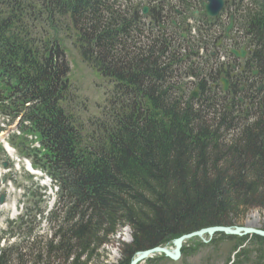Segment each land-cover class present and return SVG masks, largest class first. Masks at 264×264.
Instances as JSON below:
<instances>
[{
  "label": "trees",
  "instance_id": "obj_1",
  "mask_svg": "<svg viewBox=\"0 0 264 264\" xmlns=\"http://www.w3.org/2000/svg\"><path fill=\"white\" fill-rule=\"evenodd\" d=\"M124 2L0 0V101L13 116L25 114L42 150L23 152L59 186L49 217L54 236L36 254L38 246L29 247L31 261L19 244L0 248V264H91L126 227L132 240L118 241V264H130L137 252L264 211V0L237 4L260 81L241 91L230 78L225 95L202 75L217 88L230 71L179 57L167 29L146 33L139 10L130 6V15ZM167 16L151 13L169 27ZM66 42L113 84L108 109L89 129L74 116ZM182 69L198 77L199 99L180 85ZM216 235L253 238L264 248L262 236ZM189 252L184 244L182 255ZM156 258L165 257L145 262Z\"/></svg>",
  "mask_w": 264,
  "mask_h": 264
},
{
  "label": "rangeland",
  "instance_id": "obj_2",
  "mask_svg": "<svg viewBox=\"0 0 264 264\" xmlns=\"http://www.w3.org/2000/svg\"><path fill=\"white\" fill-rule=\"evenodd\" d=\"M66 44H73L66 42ZM70 55L71 72L70 79L74 83V100L72 101L74 116L78 117L80 123L84 124L85 129H89L88 122L95 118H101L103 114L106 98L104 93L105 81L97 71H93L82 60L79 51L75 47L67 46ZM74 48V49H73ZM106 88V92L109 91ZM105 98V99H104ZM98 104V106H97ZM99 107V108H98ZM2 122V121H1ZM0 122L1 126H4ZM19 154V151H17ZM20 155V154H19ZM17 180L13 181L12 186L5 188L9 192L8 205L5 208L0 207V247H11L19 244L21 251L23 249L24 260H33L31 256L26 255L30 250L29 247L37 245L34 253L36 254L43 244L54 236L55 229L52 227L50 217L45 216L47 211L54 206L55 197L46 194L43 199L40 197L38 177L32 176L21 168L18 170ZM32 177H30V176ZM34 177V178H33ZM9 175H6V184L9 183ZM36 183L33 190L38 193L36 198L25 197L27 186ZM38 182V184H37ZM2 182L0 180V186ZM41 199L43 200L41 202ZM36 202V205L34 206ZM13 204L16 205V210L12 209ZM36 207V209H35ZM55 208V207H54ZM31 209V215L28 217L27 224L15 223L9 226L10 219H16L21 213H26ZM52 212V211H51ZM258 213L260 220L257 223L251 224V215ZM32 217H34V221ZM239 226H254L264 228V211L253 209L247 214L237 219ZM29 225V226H28ZM8 231L7 234L5 232ZM30 231V233H29ZM28 232V233H27ZM131 238V231L128 227L124 228L115 238L113 243L106 245L101 249L103 255L99 259H94L91 264H118L120 259V243L118 241L128 242ZM36 240V241H35ZM35 241V244L32 243ZM21 243V244H20ZM168 248L172 250L173 244H168ZM185 247L190 252L182 255L179 260H170L167 258H156L152 263L142 262L141 264H264V255L259 256L260 249H264L253 238H248L243 241L234 238L220 237L215 235L211 240L207 236L204 238H195L185 243ZM246 251L245 254H241ZM240 252L238 255L237 253ZM264 253V252H263ZM26 255V256H25ZM22 257L21 253L12 256L13 263L18 262ZM16 262V263H17ZM20 263V262H19ZM29 264H32L29 263ZM42 264V263H38Z\"/></svg>",
  "mask_w": 264,
  "mask_h": 264
},
{
  "label": "water",
  "instance_id": "obj_3",
  "mask_svg": "<svg viewBox=\"0 0 264 264\" xmlns=\"http://www.w3.org/2000/svg\"><path fill=\"white\" fill-rule=\"evenodd\" d=\"M204 6L206 13L210 16L218 15L219 11L224 5V0H207ZM144 11L147 12L148 8L144 7ZM233 27V19L228 26V32ZM237 56L244 57L246 50L243 47L240 51H233ZM222 83L225 90H228L229 82L227 79H223ZM193 95L196 97L198 93L195 91ZM2 200V198H1ZM217 233H223L227 236L245 237L248 235H258L264 237V229L254 227V226H214L204 228L189 234H184L174 240V249H168L167 247L157 246L145 251L137 252L136 257L131 261L130 264H140L144 262L147 258L152 257L155 254H163L165 257L171 260H179L182 257V247L184 242L192 238H203L205 235L209 236V240Z\"/></svg>",
  "mask_w": 264,
  "mask_h": 264
},
{
  "label": "bare ground",
  "instance_id": "obj_4",
  "mask_svg": "<svg viewBox=\"0 0 264 264\" xmlns=\"http://www.w3.org/2000/svg\"><path fill=\"white\" fill-rule=\"evenodd\" d=\"M260 220V215L258 213H254L251 215V221H249L251 224L257 223ZM168 248V247H167ZM170 249V248H168ZM173 249V248H172Z\"/></svg>",
  "mask_w": 264,
  "mask_h": 264
}]
</instances>
